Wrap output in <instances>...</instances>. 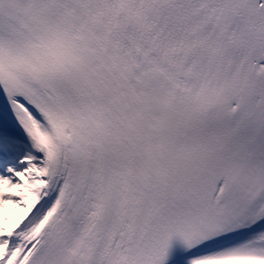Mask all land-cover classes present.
<instances>
[{"label":"snow or ice","instance_id":"obj_1","mask_svg":"<svg viewBox=\"0 0 264 264\" xmlns=\"http://www.w3.org/2000/svg\"><path fill=\"white\" fill-rule=\"evenodd\" d=\"M0 264H264V0H0Z\"/></svg>","mask_w":264,"mask_h":264}]
</instances>
